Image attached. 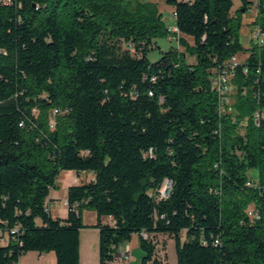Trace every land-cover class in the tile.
Instances as JSON below:
<instances>
[{
    "label": "trees",
    "instance_id": "trees-1",
    "mask_svg": "<svg viewBox=\"0 0 264 264\" xmlns=\"http://www.w3.org/2000/svg\"><path fill=\"white\" fill-rule=\"evenodd\" d=\"M164 1L179 46L152 62L157 40L173 41L156 4L0 0V264L32 252L81 264L86 208L100 264L135 234L141 264H163L160 236L178 264H264V46L240 38L255 1ZM242 52L221 114L213 78ZM63 170L93 178L55 218Z\"/></svg>",
    "mask_w": 264,
    "mask_h": 264
},
{
    "label": "rangeland",
    "instance_id": "rangeland-1",
    "mask_svg": "<svg viewBox=\"0 0 264 264\" xmlns=\"http://www.w3.org/2000/svg\"><path fill=\"white\" fill-rule=\"evenodd\" d=\"M255 1V0H250ZM131 9L137 10V8L143 3L156 4L158 11L163 15L164 26L166 29L176 26V17L174 14V7L168 5L164 0H128ZM235 8H239L242 5V0H234ZM243 20L240 30L241 43L244 48H251L253 45L257 44V41L252 40V24L259 18V13L257 10H248L243 13ZM158 47L150 53V60L152 62L158 61L162 54L168 51L171 47H178V41L175 39L172 42L168 39L157 40ZM182 49V46H180ZM248 53H240L236 55L241 63H244L247 59ZM234 86V85H233ZM235 87V86H234ZM235 89L230 96L232 106L235 97ZM228 107V106H227ZM229 109V108H228ZM90 174L84 173L83 180L86 176ZM250 175L253 179L258 180L257 172L252 171ZM91 176V175H90ZM80 179L78 174L73 171L63 170L56 182V188L53 189V205L51 204L52 214L55 218H64L66 212V197L67 190L73 184L74 178ZM91 178V177H90ZM82 182V180H81ZM80 182V183H81ZM51 203V201H50ZM83 220L86 225L85 228L81 230V264H100V252H99V231L94 227L98 223L97 213L93 209L86 208L83 211ZM103 223H111L112 220L109 217L102 218ZM186 240V235L183 234L182 243ZM128 247L130 248V259L123 260L121 257L116 258L113 264H133L136 259L133 256V252L140 248V237L138 234L133 235L130 241H125L121 243L117 249V254L120 256L126 253ZM52 260L47 259L44 264H57V258L55 253L52 252ZM157 257L163 260V264H178L177 258V242L176 239L169 236H160L158 239Z\"/></svg>",
    "mask_w": 264,
    "mask_h": 264
},
{
    "label": "built area",
    "instance_id": "built-area-1",
    "mask_svg": "<svg viewBox=\"0 0 264 264\" xmlns=\"http://www.w3.org/2000/svg\"><path fill=\"white\" fill-rule=\"evenodd\" d=\"M261 2V7H260ZM251 10H257L259 13V18L252 24L251 38L257 41V44L261 47L264 46V0H255V6ZM170 34V40H175L178 38L177 33H175L174 27L168 29ZM241 62L237 56H233L226 64L224 70L213 78V87L219 95V110L221 114H225L229 109L231 102V95L234 91V86L232 84V78L235 75L237 68L240 66ZM228 106V107H227ZM170 192V184H167L163 190V196H167ZM250 215L253 216L251 213ZM147 238V235L144 234ZM123 260L130 259V248L128 247L126 253L120 256Z\"/></svg>",
    "mask_w": 264,
    "mask_h": 264
},
{
    "label": "crops",
    "instance_id": "crops-1",
    "mask_svg": "<svg viewBox=\"0 0 264 264\" xmlns=\"http://www.w3.org/2000/svg\"><path fill=\"white\" fill-rule=\"evenodd\" d=\"M83 175L84 174L79 175L80 179H77L75 177L72 185L77 184L78 182H80L81 180H83ZM90 175L89 176H86L85 180L92 179L93 178V175L92 174H90ZM67 195H68V190H67ZM53 200H54V197H53V191H52V194H51V204L52 205H53ZM51 212H52V209H51ZM67 214H68V205H67V197H66V212H65V216H67ZM51 255H52L51 253H46V254H42V255H40L38 253H35V252L28 253L27 255H24L21 258L19 264H44L47 261V259L52 260V258H51L52 256ZM55 257H56V255H55Z\"/></svg>",
    "mask_w": 264,
    "mask_h": 264
},
{
    "label": "water",
    "instance_id": "water-1",
    "mask_svg": "<svg viewBox=\"0 0 264 264\" xmlns=\"http://www.w3.org/2000/svg\"><path fill=\"white\" fill-rule=\"evenodd\" d=\"M243 12L245 13L246 10L244 9ZM133 256L136 259L133 264H141L142 260L146 257L145 252L140 248L133 252Z\"/></svg>",
    "mask_w": 264,
    "mask_h": 264
},
{
    "label": "bare ground",
    "instance_id": "bare-ground-1",
    "mask_svg": "<svg viewBox=\"0 0 264 264\" xmlns=\"http://www.w3.org/2000/svg\"><path fill=\"white\" fill-rule=\"evenodd\" d=\"M174 29H175V33L178 32V29L176 27H174Z\"/></svg>",
    "mask_w": 264,
    "mask_h": 264
}]
</instances>
